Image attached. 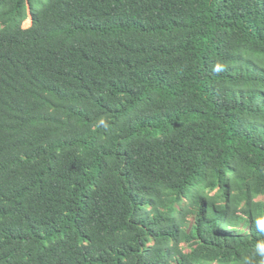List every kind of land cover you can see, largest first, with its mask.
Instances as JSON below:
<instances>
[{
    "label": "trees",
    "instance_id": "1",
    "mask_svg": "<svg viewBox=\"0 0 264 264\" xmlns=\"http://www.w3.org/2000/svg\"><path fill=\"white\" fill-rule=\"evenodd\" d=\"M262 225L264 0H0V264H264Z\"/></svg>",
    "mask_w": 264,
    "mask_h": 264
},
{
    "label": "rangeland",
    "instance_id": "2",
    "mask_svg": "<svg viewBox=\"0 0 264 264\" xmlns=\"http://www.w3.org/2000/svg\"><path fill=\"white\" fill-rule=\"evenodd\" d=\"M28 24H29L28 19L23 22V26H27ZM259 198H263V196H259ZM188 218H189V216H188Z\"/></svg>",
    "mask_w": 264,
    "mask_h": 264
},
{
    "label": "snow or ice",
    "instance_id": "3",
    "mask_svg": "<svg viewBox=\"0 0 264 264\" xmlns=\"http://www.w3.org/2000/svg\"><path fill=\"white\" fill-rule=\"evenodd\" d=\"M262 226H264V225H262Z\"/></svg>",
    "mask_w": 264,
    "mask_h": 264
}]
</instances>
